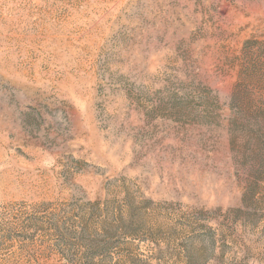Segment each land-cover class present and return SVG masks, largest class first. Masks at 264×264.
Wrapping results in <instances>:
<instances>
[{
    "label": "rangeland",
    "instance_id": "374dc122",
    "mask_svg": "<svg viewBox=\"0 0 264 264\" xmlns=\"http://www.w3.org/2000/svg\"><path fill=\"white\" fill-rule=\"evenodd\" d=\"M261 111L264 0H0V264H264Z\"/></svg>",
    "mask_w": 264,
    "mask_h": 264
},
{
    "label": "trees",
    "instance_id": "16d2710c",
    "mask_svg": "<svg viewBox=\"0 0 264 264\" xmlns=\"http://www.w3.org/2000/svg\"><path fill=\"white\" fill-rule=\"evenodd\" d=\"M255 114H257L255 110H248L247 112H245L246 117H249V116L253 117ZM261 114H264V112L263 111L258 112L259 116H261Z\"/></svg>",
    "mask_w": 264,
    "mask_h": 264
}]
</instances>
